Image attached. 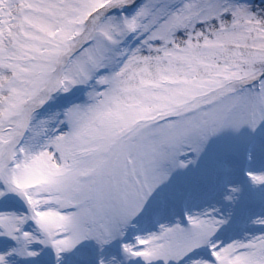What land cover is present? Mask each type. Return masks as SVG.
<instances>
[{"label": "snow or ice", "instance_id": "snow-or-ice-1", "mask_svg": "<svg viewBox=\"0 0 264 264\" xmlns=\"http://www.w3.org/2000/svg\"><path fill=\"white\" fill-rule=\"evenodd\" d=\"M0 264H264V0H0Z\"/></svg>", "mask_w": 264, "mask_h": 264}]
</instances>
